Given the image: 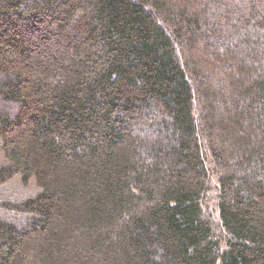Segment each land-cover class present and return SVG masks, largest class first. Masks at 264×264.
Returning <instances> with one entry per match:
<instances>
[{
	"label": "trees",
	"instance_id": "16d2710c",
	"mask_svg": "<svg viewBox=\"0 0 264 264\" xmlns=\"http://www.w3.org/2000/svg\"><path fill=\"white\" fill-rule=\"evenodd\" d=\"M0 264H264V0H0Z\"/></svg>",
	"mask_w": 264,
	"mask_h": 264
}]
</instances>
